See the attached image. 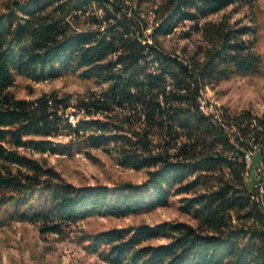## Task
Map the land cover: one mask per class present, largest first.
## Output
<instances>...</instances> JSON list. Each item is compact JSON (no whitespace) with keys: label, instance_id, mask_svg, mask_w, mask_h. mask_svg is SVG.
I'll list each match as a JSON object with an SVG mask.
<instances>
[{"label":"trees","instance_id":"1","mask_svg":"<svg viewBox=\"0 0 264 264\" xmlns=\"http://www.w3.org/2000/svg\"><path fill=\"white\" fill-rule=\"evenodd\" d=\"M257 2L4 3L0 227L30 223L44 235L65 237L87 218L140 215L180 197L179 210L193 223L114 228L81 237L84 249L108 264H264V119L225 108L218 117L206 115L200 106L208 88L264 70L256 27L227 12L255 9ZM186 27L181 37L198 36L194 47L166 48L163 40ZM67 73L93 80L99 90L77 99L13 92L18 77L42 83ZM78 114L84 118L73 123ZM75 149L90 157L91 149H103L120 167L147 171V179L76 186L33 157ZM248 150L260 152L251 167ZM260 163L261 176L252 172Z\"/></svg>","mask_w":264,"mask_h":264},{"label":"rangeland","instance_id":"2","mask_svg":"<svg viewBox=\"0 0 264 264\" xmlns=\"http://www.w3.org/2000/svg\"><path fill=\"white\" fill-rule=\"evenodd\" d=\"M8 0H0V10ZM233 15V21L242 19L244 24L256 27L254 43L264 65V0H258L255 9L234 8L227 10ZM253 23V24H252ZM180 28L176 34L163 40L170 50L192 49L199 40L198 36L184 39ZM99 90L93 80L83 79L78 73H67L54 81L35 83L18 77L13 92L18 98L33 99L45 93L59 92L61 95H73L74 99L84 97L92 91ZM32 91H34L32 93ZM208 99L217 103L231 113L250 112L264 119V70L251 75H234L219 85L211 88ZM82 114L71 117V121L83 119ZM71 155H33L46 161L49 167L76 186L107 185L114 187L122 183L141 184L147 179V171H134L120 167L113 157L103 149H91V157L86 149L74 150ZM256 151L254 157L259 154ZM258 180L254 181V184ZM180 197L172 199L169 207H159L152 211L126 218L96 216L87 218L71 226L67 236L42 234L39 228L30 223L14 222L0 227V264H108L95 254L84 249L81 237L94 235L114 228L133 225L172 222L193 223L191 218L179 210Z\"/></svg>","mask_w":264,"mask_h":264},{"label":"built area","instance_id":"3","mask_svg":"<svg viewBox=\"0 0 264 264\" xmlns=\"http://www.w3.org/2000/svg\"><path fill=\"white\" fill-rule=\"evenodd\" d=\"M210 91V88L207 89V91L204 93L203 97L200 98V106H201V110L206 114V115H215V116H219L221 113V109L223 107H220L217 103L211 101L210 99H208L207 94ZM233 141V139H232ZM256 151L253 150H248L245 152V159L246 162L248 163L249 167H251V164L253 162V158L255 155ZM257 175H263V165L262 163H260L259 165L256 166V168L252 171ZM249 171L246 173L247 179H250L251 174ZM260 183H256L255 187L258 188ZM259 196L257 194H254V198L257 199L259 201Z\"/></svg>","mask_w":264,"mask_h":264}]
</instances>
